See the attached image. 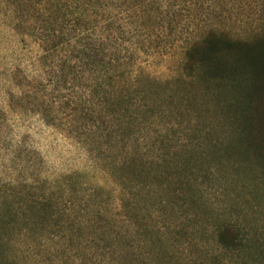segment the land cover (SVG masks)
Segmentation results:
<instances>
[{"label":"trees","instance_id":"trees-1","mask_svg":"<svg viewBox=\"0 0 264 264\" xmlns=\"http://www.w3.org/2000/svg\"><path fill=\"white\" fill-rule=\"evenodd\" d=\"M9 1L19 23L40 42V61L56 67L51 97L44 100L41 92L35 97L24 92L21 100L32 106L68 107L65 115L70 121L65 129L103 162L120 187L121 210L111 216L113 220L129 227L136 217L134 196L155 192L154 186L168 174L175 178L170 192L188 191L193 199L191 191L202 169L197 167L195 141L177 150L173 143L178 133L173 121L175 98L180 96L182 80L159 81L140 64L173 42L185 10L179 0ZM27 1L35 10L33 21ZM258 32L245 38L218 26L209 28L185 47L182 73L190 86L205 84L217 91L218 101L231 93L223 112L234 122L230 127L234 137L225 148L216 147L212 162L264 177V34ZM40 85L45 90L46 85ZM52 110L47 109V114ZM192 131V124L183 130L193 139ZM84 188L71 176L65 177L62 190L71 198L79 189L89 194L85 206L70 214L50 198L32 202L28 212L0 198V264H48L37 258L36 244L27 236L28 230L44 224L60 232L37 238L38 247L63 249L60 259L67 249L75 250L74 258L66 260L72 263L94 264V257H99L100 264H109L110 253L99 249L102 241L111 239L103 222L106 214L91 208L92 196L101 195L102 189ZM139 222L145 235L147 218ZM84 225L87 234L75 233L77 226ZM219 240L227 248L240 241L237 231L228 226L220 231ZM50 243L53 246L46 248ZM106 245L113 246L111 241Z\"/></svg>","mask_w":264,"mask_h":264},{"label":"rangeland","instance_id":"rangeland-1","mask_svg":"<svg viewBox=\"0 0 264 264\" xmlns=\"http://www.w3.org/2000/svg\"><path fill=\"white\" fill-rule=\"evenodd\" d=\"M179 4L185 10L173 42L140 64L159 81L182 80L180 96L175 98L173 121L178 133L173 143L177 150L195 141L197 167L202 169L191 191L193 199L188 191L181 195L170 192L175 178L168 174L162 184L154 186L155 192L134 196L132 214L136 217L129 227L113 220L111 216L121 210L120 187L103 162L65 129L70 121L65 115L68 107L32 106L21 100L24 92L32 97L43 93L44 100L51 97V75L56 67L40 61V42L19 23L9 0H0V198L22 206L23 211L40 198H50L70 214L82 209L89 197L81 189L73 198L62 190L65 177L71 176L82 188L102 189L101 195L92 196L91 208L106 214L103 222L111 239L102 241L99 249L110 253L109 264H264V177L227 169L210 158L216 147L225 148L234 137L230 131L234 122L223 112L231 93H224L218 101L217 91L205 84L190 86L192 82L182 73L185 47L211 27L245 38L258 31L264 34V0H179ZM26 7L31 21L35 20L31 1ZM38 83L45 84V90ZM47 109H53L51 115ZM190 124L193 139L183 132ZM143 217L147 218L145 235L139 222ZM85 226H77L75 233L87 234ZM226 226L238 233L235 248H227L219 240ZM51 228L44 224L27 231L36 244L37 258L48 264L51 259L55 264H81L66 261L74 258L75 250L67 249L60 259L63 249L37 246V238L60 232ZM65 235H69L66 230ZM109 241L113 246L106 245ZM49 246L53 243L46 248ZM93 262L100 264V258L94 257Z\"/></svg>","mask_w":264,"mask_h":264}]
</instances>
